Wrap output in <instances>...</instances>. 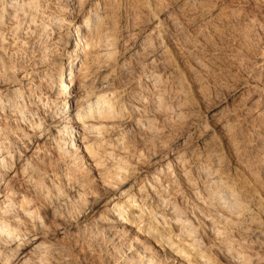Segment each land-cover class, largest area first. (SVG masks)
Segmentation results:
<instances>
[{"label": "rangeland", "instance_id": "obj_1", "mask_svg": "<svg viewBox=\"0 0 264 264\" xmlns=\"http://www.w3.org/2000/svg\"><path fill=\"white\" fill-rule=\"evenodd\" d=\"M75 1L78 0H42L43 16L60 13L61 18L65 15V17L69 16L72 20L74 19V22H79L87 16L88 10L81 2H77V5L74 6L71 5ZM98 1H100L97 5L102 19L100 18L101 21L97 24L98 26L101 23L100 28L96 27V30L103 29L101 31L104 33V37L108 35L106 38H112L111 47L107 44V49H102L106 46L103 47L100 44L99 33H95L93 38H88L85 28L80 30L81 32L79 31L82 43L81 48L76 50L78 66L75 77L78 79L75 77L74 79L79 81L83 78V73H87L88 78L85 76L87 81L82 79L86 86L80 87L79 92H77L78 84L71 87V93L78 95L69 98V106L70 110H73L82 98L84 100L92 98L91 95L94 92H104L108 88L110 89L108 92L115 90L118 91V94L120 93L117 102L121 104L120 101H124L122 106L125 108L122 107V109H127L122 120L123 126H128L126 134L121 138L120 134L112 136L114 132L111 130L104 131L106 137L99 143V148L104 153L106 151L121 155V162L128 169L127 176L125 171L123 172L125 173L123 174L124 179L127 177L124 182L132 181L138 186L141 179H145L147 175L151 176L158 167V162L167 157L169 161H173V170L176 175L179 174L170 189L171 194L178 193L173 196L172 200L188 215H190V206L195 202L193 195L204 194L205 185L209 180V175L207 177L205 173L200 172V169L196 167L194 169L196 163H200V167L202 164L207 165L208 168L211 167L209 168L212 169L211 172L217 170L218 174L221 172L230 183H234L241 197L250 204H252L251 201L259 200L258 203L263 205L264 0ZM153 22L161 25L158 29H153V33L157 34L156 39L152 41L151 49L153 51L149 47L137 48L139 40L149 37L147 33L151 31L148 28L152 26ZM23 24L24 22L21 30H17L10 24L0 29V54H2V61H5L9 69L10 66L12 68L13 65L19 64L32 66L35 59L39 57L38 49L41 41H38L39 36H37L39 30L34 27L27 28L26 23L25 26ZM166 26L171 29L166 30ZM60 30L58 32L69 34L65 24L61 26ZM159 30H162L161 33ZM84 36L91 43L95 41L92 43L93 46H89L92 51L87 59H85L86 52L89 48L86 49L85 42L88 40ZM3 38L5 39L3 40ZM66 38L67 36L64 39ZM100 45L101 47H99ZM53 48L56 53L46 62L47 68L51 69L55 67L57 58L60 59L62 54L59 44L57 46L54 44ZM150 58H153L154 61L151 62ZM14 67L10 70L18 68ZM148 70H151L148 74L158 73L160 89L169 91L164 97L171 100L167 102L166 108H159L158 103H154L157 99L158 88L156 89L154 82L146 76L145 73ZM11 71L8 72L13 74L14 72ZM10 73L8 75L12 79L17 76L23 77L19 71L13 75ZM0 76L2 77V73ZM5 77L6 75L3 74L2 78ZM27 77L18 79L19 82L25 84H23L24 91H26L25 97L29 94V86H36L31 82H37L36 79L29 82L30 76ZM0 83V86H3L4 83H8V80L5 78ZM41 83L42 88L36 89L32 99L27 97V100L32 101L30 102L32 107L35 106L34 101L39 98L40 94L44 96V98L40 97L42 101H45L46 92L52 94V97L49 95L47 99L54 97L53 90L47 86V81L41 80ZM13 86H11V90H4L3 95H11ZM5 105L6 110L0 114V123L3 125L8 123L6 126L4 125L7 132L17 129L15 132L12 131L15 136L11 132L8 135L12 134L13 137L10 138L14 144L18 142V148H22L24 151L26 148V153L31 154L33 150L29 152L27 138L30 136L33 138L40 130L42 133L48 134L53 129V125L46 123L40 128L35 124L32 125L27 117L26 120L20 121L18 118L21 114L12 111L13 105L10 106L7 103ZM1 107H3V103ZM131 108L132 111L135 109L134 112H131ZM26 113L29 116L30 112ZM215 113L217 115H214ZM17 115L18 117H16ZM40 117L43 119L44 114H40ZM137 118L141 121L150 119L152 127L150 129H145L144 126L135 128ZM48 120L54 121L55 118L53 120L50 115ZM9 128L11 129L9 130ZM27 131L29 134L26 133ZM117 137H120V140ZM43 141L49 142L46 138ZM43 141L39 145L41 149L35 150H38V156L44 154V159L49 158V160L47 159L48 165L50 163V167H52L51 169L48 166L50 174L47 180L49 183H51L50 178L57 180L62 177L59 180L63 185L67 182L73 184L75 177L78 176L79 178L85 177L82 180L86 179L88 185L84 180L85 185L82 190L83 199H85H82L83 203L80 202L77 209H71L68 212L66 209L67 217H61L59 211L52 212L54 211L53 204L47 202L46 192L35 197V202L40 206L46 223L41 233V240L47 246L49 256H46L47 258L45 257L42 262L31 257L33 260L29 258L28 264H38L37 262L40 264H143L142 253L144 251L146 254H143L151 257L156 264H182L177 259L168 258L165 251L164 255L163 250L160 251L153 242L149 244V239L143 240L145 236L139 232L129 229L126 231L121 226L107 229L106 224L99 220L100 214L89 211L90 207L100 200H104L111 194L110 192L113 193L102 184L101 168L103 170V167L97 166L93 158L84 155L75 172L77 175L71 174L72 176L69 177L67 172L71 173L72 168L69 166L72 165L70 160L65 161L66 163L57 160L58 154L53 152L52 146L44 145ZM47 151H50L51 155L47 154ZM26 153L24 152V154ZM212 153L218 158L220 157V160L216 161ZM15 154L16 160H18L19 153L16 151ZM20 158L23 157L20 156ZM68 166L70 169L66 168ZM59 170L62 171L57 176ZM185 172L187 173L184 174ZM64 174L68 175V180ZM20 177L10 180L17 189L24 186L21 183L25 178L22 179L23 175ZM24 183L26 184V182ZM74 189L76 190V188ZM125 189L131 188L125 185ZM132 189L134 192L137 191L134 187ZM73 191L71 192L73 193ZM202 208L206 211L205 207ZM102 210L104 209L101 208ZM78 214L80 215L78 216ZM198 228V235H201L203 242L210 247V252L215 256L219 253L217 248H220V244L223 245L222 242L226 244L225 242L235 241L233 244L238 243L241 246L243 244L245 250L242 248V251L253 256L250 257L252 261L250 260L249 264H264V244L254 243L251 241L253 237H247L241 229L238 231V228L227 227L228 230L231 229L228 231L225 228V232L228 231L225 240H231H220L219 243L220 237L214 236L208 224H203ZM135 234L141 235L137 236L142 237V242L135 239L137 238ZM221 253L217 255L220 264H238V262H233L225 252ZM129 256L131 259H128ZM31 261L32 263H30Z\"/></svg>", "mask_w": 264, "mask_h": 264}, {"label": "bare ground", "instance_id": "obj_2", "mask_svg": "<svg viewBox=\"0 0 264 264\" xmlns=\"http://www.w3.org/2000/svg\"><path fill=\"white\" fill-rule=\"evenodd\" d=\"M94 1L95 0H78L71 3L73 6L77 5V2L84 3L86 6L85 8L88 10V13L86 12V17L79 22H74V19L72 20L69 16L65 17L64 15V18L61 15L63 17L61 18L59 16L60 13H52L44 17L45 15L43 16L42 13V7H44L42 6V0H0V29L10 24L11 26H15L17 30H21L22 23L24 22V24L26 23L27 28L34 27L39 30V34L37 35L39 36L38 41L41 40L40 48H37L39 57L35 55L37 58L32 66H25L24 64H19L17 66L13 65L15 66L14 68H18L11 71L10 69H13V66L12 68L10 66L9 69L5 61H2V54H0V75L1 73L2 77L3 74L6 75L5 78L8 80V83H4L3 86H0V106L3 103V107L0 108V114H3L4 110H6V105L4 106V104L7 103L10 106L13 105L12 111L14 110L21 114L18 118L20 121H24L27 117L32 125L35 124L37 127L46 123L53 125V129H51L48 134H45V132L42 133L40 130V132H38L33 138H31V136L27 138L29 144L27 148H30L29 152L33 150L31 154H27L26 148L25 151L22 150V148H18V142H16L17 144H14L12 138H10L13 137L12 134L14 135V132L15 130L17 131V129H13V133V130H10L11 128H9L10 131L7 129L12 133L8 135L9 132L5 131V124L3 125L0 123V264H28L29 258L31 259V257H34L33 259L37 258V260L42 262L45 260L46 256H49L47 254L49 252L47 246L41 240V233L43 232L46 223L44 222L40 206L35 202V197L40 196V193L43 195L46 192L45 198L47 202L53 204L52 208H54V211L52 212L59 211L61 217H67L66 215H68V213L65 212L66 209L67 212L71 209H77L79 203L82 202L84 197L82 189L85 185L86 179H84L85 182L82 179L85 177L79 178L77 176L75 177V180L72 177L74 180L73 184L67 182L66 184L64 183L65 185L59 180L62 179V177L57 180L55 178H50L51 183L47 180V177L50 174L48 169L50 163L48 165L47 161L49 158L44 159V154V157L38 156V150L41 149L39 145H41V141L45 138L49 142L43 141L42 143H45L44 145L52 146L53 152L58 154L57 160L59 159L61 162L70 160L69 162L72 163V165H69L72 167L70 170L71 173L67 172L69 177L76 174L75 172L78 170L77 167L83 160L84 155L93 158L97 166L103 167V170L101 168L102 184L109 188L110 191L112 190L113 193L110 192L111 194L104 200L102 199L93 207H90L89 211L99 213V220L106 224L105 227H107V229L121 226L125 228L126 231L129 229L134 232H139V234L145 236L143 237V240L149 239V244H151L150 242H153L158 246L160 251L163 250V252H166L168 258L177 259L181 261L182 264H220V260H217V255L222 254L221 252L228 254L233 262H238V264H249V262L252 261L251 258L253 256L251 257L250 253L242 251L243 244L241 246V244L236 243V245L233 244L235 241H228L231 239L225 240L227 238L226 233L231 230H228L229 228L227 227L238 228L237 230H242L247 237H253L251 241L254 243L264 244V204L262 205V203H258L260 202L259 200H254V202L251 201V203H254L255 205L250 204L241 197V194L237 190L238 188H235L234 183H230L226 176L221 174V172L220 174L217 173L218 170L211 172L212 169H209L211 167L208 168L207 165L204 166L203 164L200 167V163H196L194 169L195 167L200 169V172L205 173L207 177L209 175L210 178L208 177V183L205 185V193L201 195H193L195 202L193 201L194 203L190 206V215H188L186 211L183 212V210H181L172 200L173 196H176L178 193L175 192L174 194H171L170 189L175 183L176 176L178 177L179 175H176L173 170V161H169L165 156V159L158 162V167H156L155 172L151 176H145V179H141L139 185L136 186V183L134 184L132 181L124 182L127 177L124 179L125 176L123 174H125L128 169H126L127 167L125 168V164L121 162V155L118 156L112 152L107 153L106 151L104 153V151L99 148V143L106 137L104 131L111 130L114 132V134L111 133L112 136L120 134L121 138L126 134L128 126H123L122 120L124 119V113L127 109H122V107H124L122 106L123 103H125L124 101H120V103L122 102L121 104L117 102V98L120 94H118V91L111 90L108 92V88L104 90V92H94L91 95L92 98L89 97V99L86 100L82 98L83 100L81 99L79 101L78 106L75 107V109L72 108L73 110H70L69 98L78 95L77 93H75V95L71 93V87L73 88L78 84V88H75H77V92H79L81 90L80 87L82 88L83 86H86L85 83H83L85 81L82 79L87 77V73H83V78H81V76L79 81L76 80L78 82L74 79L77 74L76 67L78 66V63L76 62L78 57L76 55V50L81 48L80 46L82 43L79 31L84 30L85 28L87 31L86 36H88V38H93L95 33H99L98 38L101 41H99L100 44L103 47L107 44L111 47L110 41H112V38H106L108 35L104 37V33L101 31L103 29L96 30V27L100 28L99 25L101 23L98 25L99 27L97 24L101 21V15L99 14V7L97 5L100 1ZM63 24L67 26L69 31L68 35L67 33L58 32L62 30H60V28ZM152 26H149L148 28V30L151 31L150 33H147L149 37L145 39L143 37L144 40H139V42H137V48H152V41L153 39L155 40V37L157 36V34L155 35L156 32L153 33V29H158L161 25L153 22ZM173 26H175L174 23ZM166 27V30L171 29L169 26ZM160 31L162 30H159V32ZM28 35L31 34L28 33ZM66 36L67 38L64 39ZM85 38L87 39V37ZM4 39L5 38H3V40ZM92 43L89 40L85 42L86 49L89 48L87 49V52L85 51V59L91 54L92 49H90L91 47L89 46H93L94 44ZM54 44H56V46L59 44V49H62V54L60 59H55L57 64L51 69L47 68L46 62H48L49 58L56 53L53 48ZM101 45L99 47H101ZM102 49H107V46ZM109 49L108 51H110ZM109 54L111 55L112 53ZM152 59L153 58H150L151 62L154 61V59ZM8 71L14 72L13 74H15L16 71H19L20 75H23L22 78L25 76L31 77H29V82L34 79L39 82H31L36 86H29V94H27L28 98L32 99L36 89L42 88L43 85L41 80L47 81V86L53 90L54 97L52 99H47V96L50 94L46 92L45 101H42L40 97L44 98V96H41V94L39 96L37 93L39 98L37 100H35L36 98L34 99L35 104H33L35 106H30V102L32 101L27 100V97H25L26 91H24V83L19 82L18 80H21L22 78L17 76L12 79L11 76L8 75V73H10ZM148 72H151V70H148L147 73H145L147 74L146 76L149 80L154 82V87H156V89L158 88L157 99L154 103H158L159 108H166L168 106L167 102L171 101L164 98L166 97V92L168 90L160 89L161 83L159 81L160 75L158 73L152 72L148 74ZM2 77L0 76L1 82L5 80V78L3 79ZM11 86H13L11 91L12 94L3 95L4 90H11ZM44 87L46 86L44 85ZM43 90L45 91L46 89ZM87 94L89 95L90 93ZM128 102L130 105V101ZM130 107L132 106L130 105ZM134 110L135 109L132 111L131 108V112H134ZM27 111L30 112L29 116L26 115ZM40 114H44L43 119L40 117ZM50 115L53 120L55 118L54 121L48 120ZM214 115H217V113ZM16 117H18V115ZM146 120L141 121V119L139 120V118H137L134 127L138 128L142 126L143 128L144 126L145 129H150L152 127L151 121L150 119ZM222 124H225V122H222ZM26 133L29 134L28 131ZM12 144H14L13 147H11ZM16 151L19 153L18 160H16ZM23 151L26 154H24ZM47 154L51 155L50 151H47ZM20 156L23 158H20ZM103 156H106V159ZM212 156H215L214 158L216 161L220 160V157L218 158L214 154ZM69 166L66 168L70 169ZM50 168L52 169V167ZM61 171L62 170L58 171L57 176L60 175L59 173H61ZM124 171L125 173H123ZM186 173L187 172L184 174ZM22 175V179L25 178L24 182H26V184L22 182L21 184L24 186L21 185L23 187L21 188L19 186L21 189H17L10 180ZM64 176L67 177V180L69 179L67 174H64ZM86 184L88 185L87 182ZM125 185L131 189H125ZM133 187L137 189L136 192L133 191ZM74 188H76V190ZM69 189L71 190L68 193ZM72 190H74L73 193L71 192ZM180 193L182 192L180 191ZM202 207H205L206 211H204ZM101 208L104 210L101 211ZM79 215L80 214H78V216ZM203 224H208L214 236L216 235V237H220L219 243L220 240L228 241V243L225 242L226 244L222 242L223 245H219L220 248H217L219 253L216 256L210 252V247L203 242L201 235H198V227ZM225 228H227V232H225ZM137 235L138 234H135V237ZM138 236L135 239L142 242V237ZM229 237L232 238V236ZM243 250L245 249L243 248ZM143 253H145V251ZM143 253V264H156L151 257H147V255H144ZM128 259H131V256H129ZM131 262L134 263L133 261ZM30 263H32V261ZM37 263L40 264L39 262Z\"/></svg>", "mask_w": 264, "mask_h": 264}]
</instances>
